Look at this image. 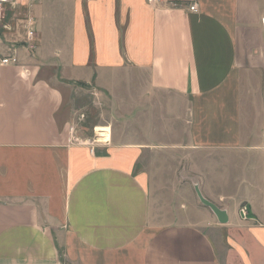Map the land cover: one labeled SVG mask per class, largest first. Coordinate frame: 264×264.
I'll list each match as a JSON object with an SVG mask.
<instances>
[{"label": "crops", "instance_id": "0c3cea01", "mask_svg": "<svg viewBox=\"0 0 264 264\" xmlns=\"http://www.w3.org/2000/svg\"><path fill=\"white\" fill-rule=\"evenodd\" d=\"M38 2L35 53L0 44L17 59L0 65V264H264V0ZM74 84L129 102L131 133L182 123L193 191L137 172L166 141L67 144Z\"/></svg>", "mask_w": 264, "mask_h": 264}, {"label": "rangeland", "instance_id": "374dc122", "mask_svg": "<svg viewBox=\"0 0 264 264\" xmlns=\"http://www.w3.org/2000/svg\"><path fill=\"white\" fill-rule=\"evenodd\" d=\"M39 3L40 2L36 1L25 7L23 3H21L14 9L7 8L0 13V44L1 46H4L3 49L8 52L7 54L11 53L9 50L26 46V32L24 30L25 21L29 18H32L35 21L34 6ZM67 13L65 10H57L54 12H48L47 15L60 16ZM32 53L34 54L35 51ZM92 64L93 53L91 52L90 65ZM70 91L71 93L66 94L65 96L66 112H69L70 120L77 125L78 133L81 136L84 138H92L94 136V129H97L107 136L110 130V136L114 133L124 143L131 142V135L139 140L142 139L144 141L146 139L154 144L156 142H161L162 140L166 141L168 142V147H158L157 145L145 150L141 159L137 163V172L144 175L166 174V179H169V181L174 183H176L177 180L178 184L180 183L181 188H185L184 190L186 193L189 192V189L193 191L192 183H194V180L187 175L189 174L186 165L188 152L185 146H183L185 132L182 123L175 125L171 124L170 128L174 129V133L165 135L161 133V124L159 123L161 119L160 115H158L155 120L158 122L156 124L158 130L153 134L148 133L147 136L146 133H143V131L138 129V133H131L130 125H125L123 129L120 124L121 121H129V114L131 112L129 102H121L117 107L115 104L116 99L112 94H109L106 91H100L99 93L91 86L83 84L72 85ZM119 110L123 113V118L118 116L117 112ZM144 121L145 119L142 117L143 124ZM99 144L103 145L104 143ZM185 152H187L186 155ZM170 203L172 202L170 201ZM217 228L220 227L218 226ZM234 232H236L235 235L239 234L243 238L246 234L245 227H243L242 223H238L236 227H234Z\"/></svg>", "mask_w": 264, "mask_h": 264}, {"label": "built area", "instance_id": "2783aa9c", "mask_svg": "<svg viewBox=\"0 0 264 264\" xmlns=\"http://www.w3.org/2000/svg\"><path fill=\"white\" fill-rule=\"evenodd\" d=\"M36 1H49V0H0V13H2L7 8L14 9L16 6H19L21 3H28L31 4ZM78 2H85L91 3L96 2L97 0H72ZM147 3L151 4L156 0H145ZM190 12H197V5L196 3H192L189 5ZM261 25L264 30V17L261 18ZM25 32H26V46H24L27 52L32 53L35 51V39H36V30L34 28V22L32 18H29L25 21ZM17 59L13 56H6L0 58V65H16ZM94 136L92 138H84L78 133L77 125L72 123L68 128V136H67V144L72 146H85L90 148V152H93V145L99 143H107L108 140H103L104 137H98L95 129H94ZM103 133V132H102ZM103 135V134H101ZM239 215L242 220L246 221L248 219V213L245 206L239 207Z\"/></svg>", "mask_w": 264, "mask_h": 264}, {"label": "bare ground", "instance_id": "6f19581e", "mask_svg": "<svg viewBox=\"0 0 264 264\" xmlns=\"http://www.w3.org/2000/svg\"><path fill=\"white\" fill-rule=\"evenodd\" d=\"M96 131V133H97V135H98V137H104L103 138V140H107L109 137V134H108V136L106 135V134H103L100 130H95ZM109 133V132H108ZM101 134H103V135H101Z\"/></svg>", "mask_w": 264, "mask_h": 264}, {"label": "water", "instance_id": "95a60500", "mask_svg": "<svg viewBox=\"0 0 264 264\" xmlns=\"http://www.w3.org/2000/svg\"><path fill=\"white\" fill-rule=\"evenodd\" d=\"M209 206L213 209V211L218 216V218H221V216H222L223 213L219 212L214 206H212V205H209Z\"/></svg>", "mask_w": 264, "mask_h": 264}]
</instances>
